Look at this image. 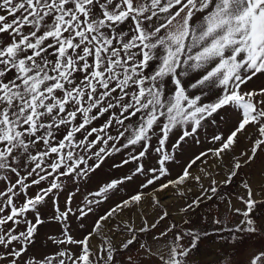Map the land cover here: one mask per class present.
Wrapping results in <instances>:
<instances>
[{"label":"snow or ice","instance_id":"1","mask_svg":"<svg viewBox=\"0 0 264 264\" xmlns=\"http://www.w3.org/2000/svg\"><path fill=\"white\" fill-rule=\"evenodd\" d=\"M260 76L264 0H0V264H140L128 254L136 245L138 256L156 264H195L209 233L181 225L217 200L240 219L229 225L214 217L216 232L233 242L264 232L256 218L264 169L256 184L244 171L264 153V87H248ZM229 113L228 132L213 134L212 146L169 179L168 164L183 145L200 144V130L219 127L217 117L227 123ZM123 150L128 158L115 167L135 163L131 174L87 193L75 208L72 193L61 207L65 178H88ZM153 152L157 166L146 168ZM138 176L137 189L98 215L82 238L72 233L73 218L85 228ZM169 190L183 201L179 222L164 206ZM49 200L50 219L61 225L48 236L57 250L28 256ZM247 264H264V247Z\"/></svg>","mask_w":264,"mask_h":264},{"label":"rangeland","instance_id":"2","mask_svg":"<svg viewBox=\"0 0 264 264\" xmlns=\"http://www.w3.org/2000/svg\"><path fill=\"white\" fill-rule=\"evenodd\" d=\"M248 87H264V76L254 78L253 81L249 83ZM106 118L107 117H104L101 118V120L94 122L95 125L98 127ZM226 119L228 122L221 124L219 117H217V123L220 125L219 127L213 124H206L204 128L200 130L198 136V139L201 141L200 144H196L191 139H189L188 142L183 145L182 149L176 153V162L168 164V168L171 172V176L168 177L169 179L175 178L182 171L183 166L187 163L189 158L212 146L210 141L213 134L218 132H228L235 121V115L229 113ZM249 131H252V129H249ZM178 134L179 130L177 131V135ZM175 138L176 137L174 136L170 143L175 142ZM245 143L246 141L241 138L240 147H244ZM127 158L128 152L127 150H123L120 153L113 154L111 157H107L102 163L101 167L98 168L94 173L90 174L88 178L74 180H68L65 178L64 189L58 194V200L61 207H63L66 198L72 193H75L72 204V206L75 208L82 203V200L84 196L87 195V193L96 191L101 185L111 181L112 179L122 178L125 175L131 174V171L136 166L135 163H129L127 165H123L122 167H115V165L121 164L122 160ZM143 163L146 168L157 166L156 154L153 152L150 156L143 160ZM262 169H264V153H260L259 158L252 165L251 169H245L244 171L251 173L253 183L256 184L261 180L260 172ZM24 172L25 169L21 168L22 175ZM12 179L15 180V176H13ZM143 180V176H138L133 182H125L123 185H121L119 191L115 192V194H112L108 201L102 203L96 209L95 215L90 214L88 218L83 221L85 228H79V222L73 218L71 223L72 233L77 238H82L87 231L91 230V226L98 215L103 214V212L113 204L123 198H126L127 195L134 192L138 185L143 182ZM46 184L47 182H44L43 186H46ZM4 187L5 184L0 183V189H3ZM192 187L193 193H196V187ZM35 191V187L30 189V192L33 194ZM225 191L231 192L233 191V188L229 187ZM163 198L164 206L172 213L173 218L179 222L180 217L177 215V212L179 206L183 204V201L173 196L171 190L163 194ZM217 204L219 207H216ZM233 204L236 207H242V205L238 204L235 200H233ZM53 211L52 201L49 200L47 205L42 207V212L46 219V223L40 227L35 245L29 249L28 256H42L57 250L56 247L52 245L51 241L48 240L49 235L58 236L61 231V225L50 219V217L53 215ZM216 216H221L224 218L226 222L229 223V225L238 223L240 219V217L229 212L226 205L222 201L217 200L214 202H206L205 205L199 209V212L192 216V224L181 225L182 228H196L209 233L208 236H202L198 243V248L193 253V260L195 261V264H228L229 259L232 260L233 264H247L248 255L252 251L264 247V232H258L254 234L242 233L240 234V238L233 242L230 233L215 231V229L219 226L213 225L211 221ZM201 217H204V219H201ZM256 218L258 219V222L264 223V209H260L256 212ZM137 223L139 224V220H137ZM142 239H148L150 241L151 237H142ZM183 242L187 245L188 239L186 238ZM93 243H99V241H93ZM117 243H119V240H117ZM161 243H163V241ZM158 246L159 245H153L154 248ZM137 249H139V245H136L128 254L139 259L140 264H156L154 260L145 258L142 251H140L138 256ZM225 250H227V257H225ZM74 251H78V249H74ZM28 256H26L25 259H27ZM218 257L220 258L219 260Z\"/></svg>","mask_w":264,"mask_h":264}]
</instances>
